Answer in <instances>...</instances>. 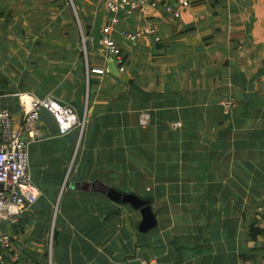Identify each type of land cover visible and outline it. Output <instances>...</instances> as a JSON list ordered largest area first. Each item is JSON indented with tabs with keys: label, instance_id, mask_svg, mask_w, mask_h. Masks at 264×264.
Instances as JSON below:
<instances>
[{
	"label": "crops",
	"instance_id": "obj_1",
	"mask_svg": "<svg viewBox=\"0 0 264 264\" xmlns=\"http://www.w3.org/2000/svg\"><path fill=\"white\" fill-rule=\"evenodd\" d=\"M106 26L120 62L99 43ZM21 92L85 124L61 135L40 112L27 147L38 194L0 221L17 254L4 264H264V0L116 16L99 0H0V110L17 127ZM97 181L150 200L155 225L139 231V210L86 187Z\"/></svg>",
	"mask_w": 264,
	"mask_h": 264
},
{
	"label": "built area",
	"instance_id": "obj_2",
	"mask_svg": "<svg viewBox=\"0 0 264 264\" xmlns=\"http://www.w3.org/2000/svg\"><path fill=\"white\" fill-rule=\"evenodd\" d=\"M105 4L108 11L114 16L119 13L131 14L139 6H145L152 0H99ZM179 6L185 8L191 0H175ZM174 16L179 13L174 11ZM117 22L112 17L111 23ZM105 34L99 43L107 52L114 55L120 62V51L114 40L110 37L111 27H105ZM155 28L147 24L139 32L124 34L126 39L135 40L138 35L155 33ZM158 39V38H156ZM94 74H102L100 68L90 70ZM22 107L21 124L14 125L12 114L6 110H0V221L15 222L24 209L30 206L37 198V190L30 181L27 147L42 137L40 129V112L47 111L57 124L61 135L67 134L73 128L83 131L85 121L79 120L73 107L67 105L52 95L37 97L31 93L21 92L17 94ZM233 99L222 101L225 110L234 107ZM149 115L140 116V124H146ZM178 124H174V127ZM8 256L11 262L17 260V254L12 249L11 237L0 231V264H4ZM142 264H155L154 260L143 261Z\"/></svg>",
	"mask_w": 264,
	"mask_h": 264
},
{
	"label": "water",
	"instance_id": "obj_3",
	"mask_svg": "<svg viewBox=\"0 0 264 264\" xmlns=\"http://www.w3.org/2000/svg\"><path fill=\"white\" fill-rule=\"evenodd\" d=\"M0 184V189H1ZM86 187H90L105 193L110 199L115 201L116 203L123 205H130L132 208L139 210L141 214V223L139 225V231L146 232L151 229L155 223V216L150 207V200L142 199L134 194H123L114 189H110L108 186L104 185L102 182H93L91 184H87ZM114 213H120L119 210L109 209L106 212V216Z\"/></svg>",
	"mask_w": 264,
	"mask_h": 264
},
{
	"label": "rangeland",
	"instance_id": "obj_4",
	"mask_svg": "<svg viewBox=\"0 0 264 264\" xmlns=\"http://www.w3.org/2000/svg\"><path fill=\"white\" fill-rule=\"evenodd\" d=\"M12 241V240H11Z\"/></svg>",
	"mask_w": 264,
	"mask_h": 264
}]
</instances>
